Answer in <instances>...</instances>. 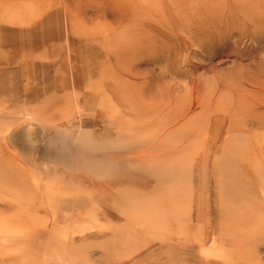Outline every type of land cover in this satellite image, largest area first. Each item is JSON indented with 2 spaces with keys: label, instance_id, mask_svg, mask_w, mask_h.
Returning a JSON list of instances; mask_svg holds the SVG:
<instances>
[{
  "label": "rangeland",
  "instance_id": "374dc122",
  "mask_svg": "<svg viewBox=\"0 0 264 264\" xmlns=\"http://www.w3.org/2000/svg\"><path fill=\"white\" fill-rule=\"evenodd\" d=\"M156 3L0 0V264H264V122L195 104L264 33L147 50Z\"/></svg>",
  "mask_w": 264,
  "mask_h": 264
},
{
  "label": "bare ground",
  "instance_id": "6f19581e",
  "mask_svg": "<svg viewBox=\"0 0 264 264\" xmlns=\"http://www.w3.org/2000/svg\"><path fill=\"white\" fill-rule=\"evenodd\" d=\"M147 6L150 10L154 9L160 18V22L151 28L168 43L163 45L160 40L157 45L146 49H157L159 52L169 49L176 57L179 51L169 48L170 43L176 41L186 47L200 48L216 43L231 46L229 43L233 44L234 37L242 42L243 39H250L254 30L256 34L264 33V0H157L155 6ZM146 8L142 7V10ZM130 49L138 50V45L133 44ZM245 54L238 51L234 56L237 62L235 68L215 76L220 91L229 93L235 103L222 107V104L213 101L216 102L213 107L197 97L195 104L200 106L205 117L233 121L235 117L246 116L253 121L264 122V60L247 66L242 62ZM192 90L196 92L195 88ZM192 136L196 137L195 134Z\"/></svg>",
  "mask_w": 264,
  "mask_h": 264
}]
</instances>
